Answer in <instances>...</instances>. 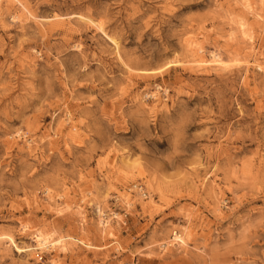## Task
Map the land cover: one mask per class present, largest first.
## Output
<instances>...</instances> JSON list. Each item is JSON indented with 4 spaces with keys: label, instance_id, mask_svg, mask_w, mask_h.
<instances>
[{
    "label": "rangeland",
    "instance_id": "rangeland-1",
    "mask_svg": "<svg viewBox=\"0 0 264 264\" xmlns=\"http://www.w3.org/2000/svg\"><path fill=\"white\" fill-rule=\"evenodd\" d=\"M0 264H264V0H0Z\"/></svg>",
    "mask_w": 264,
    "mask_h": 264
},
{
    "label": "bare ground",
    "instance_id": "bare-ground-1",
    "mask_svg": "<svg viewBox=\"0 0 264 264\" xmlns=\"http://www.w3.org/2000/svg\"><path fill=\"white\" fill-rule=\"evenodd\" d=\"M173 241H177L180 242L181 244H183V241L181 239V236H178L177 234H173Z\"/></svg>",
    "mask_w": 264,
    "mask_h": 264
}]
</instances>
